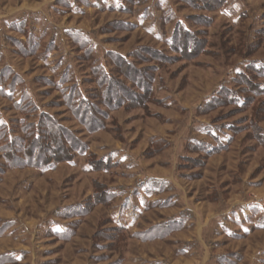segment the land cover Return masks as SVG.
<instances>
[{"label":"rangeland","instance_id":"rangeland-1","mask_svg":"<svg viewBox=\"0 0 264 264\" xmlns=\"http://www.w3.org/2000/svg\"><path fill=\"white\" fill-rule=\"evenodd\" d=\"M258 66L264 0H0V264H264ZM42 114L85 152L11 167Z\"/></svg>","mask_w":264,"mask_h":264},{"label":"trees","instance_id":"trees-1","mask_svg":"<svg viewBox=\"0 0 264 264\" xmlns=\"http://www.w3.org/2000/svg\"><path fill=\"white\" fill-rule=\"evenodd\" d=\"M186 34L187 33H185V37ZM190 51L192 50L190 49L189 52ZM254 71L264 77V66L254 67ZM244 77L249 78L245 74ZM103 81L105 84V82L108 83L111 80L110 78L104 76ZM260 88L264 89V86H260ZM113 92V88H110L107 91L105 101L108 105L115 102V99H112ZM69 105L75 114L81 116V118L84 117L85 120L90 118L91 121H96L92 117L95 106L92 105L87 98H80L77 102L75 98L72 97L69 100ZM83 122L85 123V121ZM85 124L88 123L86 122ZM30 135L33 137L29 142L22 139L10 142V139H7V142H9L7 144L9 151H7L5 156L7 157V161L11 167L15 166L14 164L18 162L17 160H25L28 163L24 166H40L41 168H50L63 161L71 162L74 159V154L85 152L84 145H81L77 140L73 139L68 132H65L63 128H61L59 124L53 120V118L51 119V117L46 114H42L39 118V122L31 127ZM21 152L24 153L25 158L18 159V155Z\"/></svg>","mask_w":264,"mask_h":264}]
</instances>
